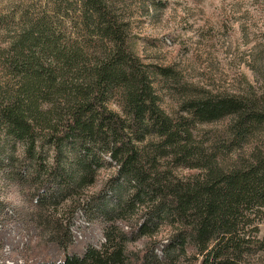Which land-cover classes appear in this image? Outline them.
Here are the masks:
<instances>
[{"label": "trees", "instance_id": "1", "mask_svg": "<svg viewBox=\"0 0 264 264\" xmlns=\"http://www.w3.org/2000/svg\"><path fill=\"white\" fill-rule=\"evenodd\" d=\"M124 26L106 0H45L37 10L0 14V174L21 176L15 144L27 177L35 176L34 150L43 147L51 170L70 171L75 187L115 166L114 200L99 206L103 242L30 264H134L127 245L162 228L172 229L160 245L164 258L177 252L197 264H244L251 256V264H264V235L257 236L264 101L193 88L165 106L153 76L175 79V71L144 63ZM216 122L201 143L202 125ZM135 204V225L123 230L117 221Z\"/></svg>", "mask_w": 264, "mask_h": 264}, {"label": "rangeland", "instance_id": "2", "mask_svg": "<svg viewBox=\"0 0 264 264\" xmlns=\"http://www.w3.org/2000/svg\"><path fill=\"white\" fill-rule=\"evenodd\" d=\"M44 2L0 0V14L10 9L37 10ZM106 2L125 23L126 41L133 52L146 64L171 66L175 71V79L153 76L155 88L165 93V106H171L173 94L193 88L198 93L255 94L264 101V0ZM3 82L0 75V86ZM12 87L13 82H8V88ZM219 125H202L198 140L205 144ZM6 148L10 149L9 142ZM21 151L15 144V170L21 176L11 179L0 174V264L54 261L61 259L63 251L79 252L86 244L99 246L103 242L99 206L114 200V164L103 165L75 187L70 171L59 170L60 176L51 170L52 153L46 147L34 150L36 174L27 177ZM67 157L61 165L64 170L70 168ZM62 189L66 190L59 193ZM129 192L120 197L128 199ZM139 214L135 204L117 225L128 230ZM171 230L159 229L127 245L135 255L134 264H197L177 252L162 256L160 245ZM258 230L257 236L262 237L264 223ZM251 263L254 257L244 258V264Z\"/></svg>", "mask_w": 264, "mask_h": 264}]
</instances>
